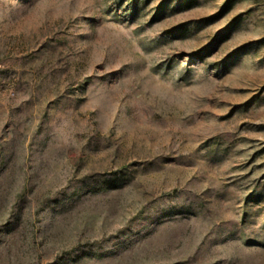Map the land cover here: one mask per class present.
<instances>
[{"label": "rangeland", "instance_id": "1", "mask_svg": "<svg viewBox=\"0 0 264 264\" xmlns=\"http://www.w3.org/2000/svg\"><path fill=\"white\" fill-rule=\"evenodd\" d=\"M0 264H264V0H0Z\"/></svg>", "mask_w": 264, "mask_h": 264}]
</instances>
